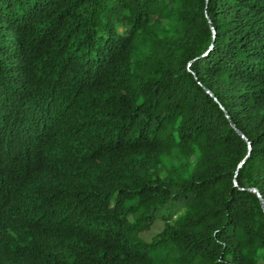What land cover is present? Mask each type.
I'll use <instances>...</instances> for the list:
<instances>
[{"label": "trees", "instance_id": "1", "mask_svg": "<svg viewBox=\"0 0 264 264\" xmlns=\"http://www.w3.org/2000/svg\"><path fill=\"white\" fill-rule=\"evenodd\" d=\"M248 189L264 0H0V264H264Z\"/></svg>", "mask_w": 264, "mask_h": 264}, {"label": "rangeland", "instance_id": "2", "mask_svg": "<svg viewBox=\"0 0 264 264\" xmlns=\"http://www.w3.org/2000/svg\"><path fill=\"white\" fill-rule=\"evenodd\" d=\"M162 229V223L160 222H156L151 230L149 232H146L142 235V238L144 240H149L151 237H153L158 231H160Z\"/></svg>", "mask_w": 264, "mask_h": 264}, {"label": "water", "instance_id": "3", "mask_svg": "<svg viewBox=\"0 0 264 264\" xmlns=\"http://www.w3.org/2000/svg\"><path fill=\"white\" fill-rule=\"evenodd\" d=\"M240 136H241L244 140H246L242 135H240ZM248 191L254 193V194L258 197V199L260 200V204H261L262 211H263V213H264V202H263L261 196L259 195V193H258L255 189H248Z\"/></svg>", "mask_w": 264, "mask_h": 264}]
</instances>
